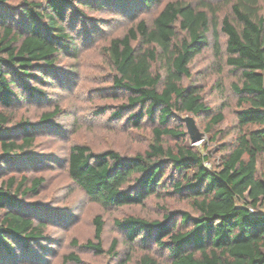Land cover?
Returning a JSON list of instances; mask_svg holds the SVG:
<instances>
[{"label":"trees","instance_id":"obj_1","mask_svg":"<svg viewBox=\"0 0 264 264\" xmlns=\"http://www.w3.org/2000/svg\"><path fill=\"white\" fill-rule=\"evenodd\" d=\"M8 1L0 0V153L5 155L0 154V167L34 140L28 131L19 140L7 132L10 115L4 110L19 91L25 90L28 96L42 92L27 80L56 78L50 67L61 51L74 45L67 26L73 18L84 16L82 7L100 10L109 4L106 0H25L20 14L23 22L15 24L6 10ZM260 2L221 1L230 11L222 17L220 28L225 35V63L239 72V81L231 83L238 110L234 131L219 145L218 161L212 168L205 165L207 151L177 141L166 145L163 137L180 141L186 137L181 122L171 124L172 112L194 116L210 112L190 80L189 63L208 42L209 25L220 6L208 0H198L196 5L167 0L150 23L140 19L105 45L113 68L112 86L125 95L121 107L137 108L129 115L135 126H140L142 116L156 126L147 148L129 156L114 149L94 152L85 143L70 145L65 159L69 177L106 206L141 204L161 188L186 198L191 209H177L161 219L134 214L115 219L129 247L151 242L165 250L170 264H264V215L250 210L264 207V8ZM212 38L217 55L219 41L215 35ZM185 78H189L186 84ZM57 112V107L45 112L42 122ZM223 117L222 110H217L204 129L210 130ZM18 126L26 129L29 123L24 119ZM25 180L22 176L15 186L13 176L0 182V254H10L9 242L25 254L29 242L44 238V224L26 214L16 197ZM39 183L37 177L21 191L35 192ZM93 222L94 241L88 239L84 247L99 253L105 250L117 258V240L103 249V221L95 215ZM5 260V264H33L34 259L26 262L6 255ZM70 260L79 258L72 251L64 253L61 264ZM129 260L117 259L115 264H129ZM135 264L160 262L143 252Z\"/></svg>","mask_w":264,"mask_h":264},{"label":"rangeland","instance_id":"obj_2","mask_svg":"<svg viewBox=\"0 0 264 264\" xmlns=\"http://www.w3.org/2000/svg\"><path fill=\"white\" fill-rule=\"evenodd\" d=\"M25 0H9L6 10L15 24H20L21 9ZM28 1V0H27ZM109 4L100 10L82 7L84 16L73 18L67 26V33L74 45L69 51H61L51 75L56 78H41L43 81L27 80L29 84L42 92L28 96L25 90L17 91L10 107L4 110L9 116L6 131L18 135V140L28 131L34 136L33 143L23 148L14 157L0 167V182L8 177L15 178L14 186L22 176L26 177L16 193L20 207L32 216L35 222L44 224V238L29 242L27 256L15 244L9 242L10 254H0V264H5L6 255L24 258L33 264H61L62 255L74 252L79 260L67 261L66 264H115L117 259L129 257V264H135L136 258L143 252L153 254L160 264H170L165 250L155 248L151 242L144 246H128L123 231L115 224V219L134 214L147 219H161L165 213L184 209L189 210V201L179 194H167L159 188L141 204L121 207L106 206L88 196L68 175L66 155L70 145L85 143L94 152L105 149L117 150L122 156L142 152L152 140V129L156 123L148 121L145 116L140 126L131 122L130 114L137 108H123L126 103L124 93L112 86L113 68L105 53V45L113 36L120 35L134 22L144 19L150 23L156 12L167 0H153L143 3L140 0H106ZM193 5L198 0H183ZM217 3L220 10L216 20L210 23L208 42L202 52L189 63L192 73L191 81L200 90L204 102L210 107L208 114L194 116L190 113L172 112L171 124L181 122L187 131L185 116H191L201 134V139L192 143L188 132L184 139L175 140L163 137L166 145L182 142L193 145L201 152H208L205 165L212 168L218 161V147L228 141L236 126L237 94L231 83L239 81V72L232 70L225 63V35L221 31V19L230 14L222 0H208ZM264 8V0H261ZM214 35L219 41V54H214ZM45 79V81H44ZM189 78L183 82L188 83ZM58 108L48 122H42L41 115ZM223 112V120L205 130L204 126L217 110ZM119 113L113 114L114 111ZM156 115V114H154ZM26 120L29 126L20 128L18 124ZM24 130V131H23ZM214 139L212 136L217 133ZM177 141V142H176ZM5 156L4 154L0 153ZM8 157V156H7ZM22 158V159H21ZM19 159L20 163H17ZM167 175V173L165 174ZM40 178L35 192L26 191L32 180ZM165 177V176H164ZM1 185V183H0ZM170 190V188H167ZM257 211H261V208ZM2 210H0V218ZM95 215L103 221L101 246L107 249L112 239L117 240L118 257L110 253L96 252L84 247L88 239L93 240ZM73 239L75 241L73 242Z\"/></svg>","mask_w":264,"mask_h":264},{"label":"water","instance_id":"obj_3","mask_svg":"<svg viewBox=\"0 0 264 264\" xmlns=\"http://www.w3.org/2000/svg\"><path fill=\"white\" fill-rule=\"evenodd\" d=\"M183 119L186 124V128H187V132L190 137V141L192 143H195L196 141L200 140L201 134L196 127L194 119L191 116H185Z\"/></svg>","mask_w":264,"mask_h":264},{"label":"built area","instance_id":"obj_4","mask_svg":"<svg viewBox=\"0 0 264 264\" xmlns=\"http://www.w3.org/2000/svg\"><path fill=\"white\" fill-rule=\"evenodd\" d=\"M250 210H251L252 212L257 213V214L264 215V207L261 208V211L254 210L253 208H250Z\"/></svg>","mask_w":264,"mask_h":264}]
</instances>
